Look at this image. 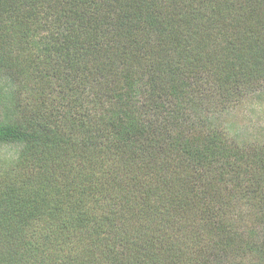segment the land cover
Listing matches in <instances>:
<instances>
[{"label":"trees","instance_id":"obj_1","mask_svg":"<svg viewBox=\"0 0 264 264\" xmlns=\"http://www.w3.org/2000/svg\"><path fill=\"white\" fill-rule=\"evenodd\" d=\"M264 0H0V264H264Z\"/></svg>","mask_w":264,"mask_h":264},{"label":"rangeland","instance_id":"obj_2","mask_svg":"<svg viewBox=\"0 0 264 264\" xmlns=\"http://www.w3.org/2000/svg\"><path fill=\"white\" fill-rule=\"evenodd\" d=\"M225 124L233 125L244 136L254 137L264 142V101L250 100L244 106L224 119ZM18 146L0 144V170H5L9 162L16 156Z\"/></svg>","mask_w":264,"mask_h":264}]
</instances>
